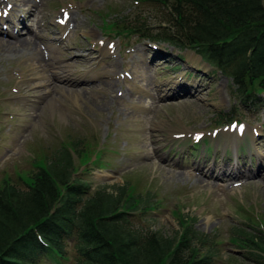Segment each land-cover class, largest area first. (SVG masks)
Instances as JSON below:
<instances>
[{"label": "rangeland", "instance_id": "374dc122", "mask_svg": "<svg viewBox=\"0 0 264 264\" xmlns=\"http://www.w3.org/2000/svg\"><path fill=\"white\" fill-rule=\"evenodd\" d=\"M163 11L133 0H0V182L84 139L98 164L74 155L75 178L91 189L128 180L155 205L137 212L141 224L171 236L187 215L220 240L214 264H262L229 235L264 217V105H238L230 78L194 51L103 28L116 14L154 25ZM229 116L242 121L236 150L222 133L237 128Z\"/></svg>", "mask_w": 264, "mask_h": 264}, {"label": "trees", "instance_id": "16d2710c", "mask_svg": "<svg viewBox=\"0 0 264 264\" xmlns=\"http://www.w3.org/2000/svg\"><path fill=\"white\" fill-rule=\"evenodd\" d=\"M133 1L164 9L161 20L151 25L146 17L128 21L116 14L103 28L194 51L230 78L238 105H264L263 0ZM69 143L34 161L27 178L0 182V264H42L45 258L53 264H214L215 234L183 214L171 236L141 224L139 214L155 207L149 192L141 195L128 180L91 189L74 177V155L81 166L98 164L99 151L92 154L84 139ZM248 222L254 224L249 229L233 226L229 239L264 264V217Z\"/></svg>", "mask_w": 264, "mask_h": 264}, {"label": "bare ground", "instance_id": "6f19581e", "mask_svg": "<svg viewBox=\"0 0 264 264\" xmlns=\"http://www.w3.org/2000/svg\"><path fill=\"white\" fill-rule=\"evenodd\" d=\"M16 29V28H15ZM13 36V35H12ZM14 37V36H13ZM1 40V39H0ZM9 40V39H8ZM15 40L20 41L19 37L16 38ZM7 41V40H6ZM5 41V42H6ZM59 70V69H58ZM64 72V70L62 71V73ZM57 73V72H56ZM59 75V74H58ZM63 76H60L61 78H63L64 80H66L68 82L73 81L72 79H70L69 77H67L65 74H62ZM57 76V74H56ZM73 84V83H72ZM156 91V90H155ZM176 132H181V131H176ZM223 136H225V139L231 143V146L236 150L237 146H238V139L239 136L236 135V132H230L228 129L223 132L222 131ZM243 133V132H242ZM244 133L241 135L243 136ZM226 144V142L224 143ZM199 167H201V165H198ZM196 166V167H198ZM225 166V165H224ZM217 167L216 169H213L210 165H208V174H212V173H216L218 176H222L224 178H230V177H239L243 175V170L242 169H238V167L236 165H229L228 167ZM207 167V166H206ZM202 168V167H201Z\"/></svg>", "mask_w": 264, "mask_h": 264}]
</instances>
